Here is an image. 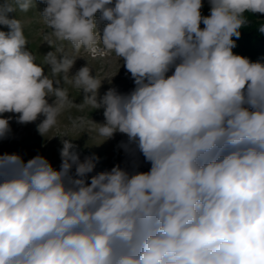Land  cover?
<instances>
[{
	"label": "clouds",
	"instance_id": "clouds-1",
	"mask_svg": "<svg viewBox=\"0 0 264 264\" xmlns=\"http://www.w3.org/2000/svg\"><path fill=\"white\" fill-rule=\"evenodd\" d=\"M40 2L50 74L8 17L36 0L0 5V140L11 132L4 113L20 124L43 117L42 137L58 126L74 103L62 76L83 92L79 107L103 109V123L74 127L103 142L125 135V152L151 166L89 176L99 157L81 159L64 137L59 169L40 154H0V264H264V62L233 52L245 13L264 14V0H208L207 16L203 0ZM58 42L93 59L114 54L135 87L101 96L111 78L88 63L70 75L81 57Z\"/></svg>",
	"mask_w": 264,
	"mask_h": 264
},
{
	"label": "rangeland",
	"instance_id": "rangeland-1",
	"mask_svg": "<svg viewBox=\"0 0 264 264\" xmlns=\"http://www.w3.org/2000/svg\"><path fill=\"white\" fill-rule=\"evenodd\" d=\"M4 2L5 0H0V5L4 4ZM45 6L40 0H36V7L27 12L17 9L15 12L8 13V17L10 19L16 18L22 23L24 35L28 41L26 48L32 52L36 62L44 66L45 74L48 71L50 74L44 56L48 52L54 51V49L45 42L44 36L45 33L51 30L39 14ZM201 11L203 15H209L210 5L208 0H203ZM245 15L247 23L240 29L241 35L239 39L233 37L237 45L233 49V52L252 61L255 59V55L252 54L254 53V49L249 52L244 51V49L252 46V42L257 40L260 34L264 35V33L259 31V28L264 26V14L245 13ZM96 16L99 18L100 13L98 12ZM103 26L101 24L100 27L102 28ZM201 27H204V25L201 24ZM0 31L8 32L9 29L7 26L0 25ZM61 44L67 54L73 57H81L76 59L70 75H74L81 67L88 63V66L92 69L93 76L96 75L101 80L111 78V82L107 79L102 82V86L99 89L101 96L110 87L116 88L121 93H128L135 87L130 73L123 67V61H120L114 54L105 58L93 59L84 49L74 52L72 46L67 42H58L54 47L61 46ZM171 74L172 72L168 73V75ZM57 78L61 79V86L67 89L70 99L74 102L62 111L58 118V126L52 129L45 137H42L37 131V124L41 122L43 117H40L33 123L20 124L16 122L17 114L4 113L2 114L4 118L8 116H12L13 118L10 121L11 132L8 138L0 140V154L17 153L22 156L25 162L40 154L46 157L55 168L59 169L61 164L59 150L62 148L61 141L62 137H64L63 139H72V142L77 145L81 159L93 154L99 157V162L94 172L89 174V176L110 170L117 164L130 172L149 171L151 165L144 160L141 154L130 155L121 147V142L127 141L125 135L117 133L112 139L103 142V138L98 137L90 126L86 125L84 128L74 127V122H78L79 118H83L85 121L92 119L96 123H103V109L94 110L90 106L79 107L78 105L83 100V92L72 83L63 81L62 76Z\"/></svg>",
	"mask_w": 264,
	"mask_h": 264
},
{
	"label": "trees",
	"instance_id": "trees-1",
	"mask_svg": "<svg viewBox=\"0 0 264 264\" xmlns=\"http://www.w3.org/2000/svg\"><path fill=\"white\" fill-rule=\"evenodd\" d=\"M251 45L252 46L249 48H245L244 51L249 52L250 50L252 51L254 49V53L252 54L255 55V59L252 61L264 62V35L260 34L259 38L253 41Z\"/></svg>",
	"mask_w": 264,
	"mask_h": 264
}]
</instances>
